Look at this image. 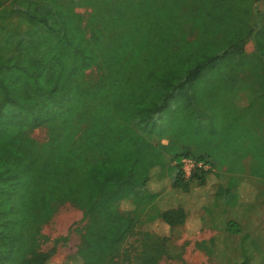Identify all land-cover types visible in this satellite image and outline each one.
<instances>
[{
  "label": "trees",
  "instance_id": "1",
  "mask_svg": "<svg viewBox=\"0 0 264 264\" xmlns=\"http://www.w3.org/2000/svg\"><path fill=\"white\" fill-rule=\"evenodd\" d=\"M256 1H0V264H48L41 230L66 202L83 211L90 239L110 234L114 246L122 223L136 229L129 264L183 260L182 246L141 229L158 218L177 228L188 218L181 206L155 207L148 185L156 167L204 183L228 166L234 174L213 205L238 214L217 228L230 242L228 220L254 226L255 211L240 215L229 198L242 160L264 191V12ZM43 125L46 138L32 136ZM185 157L212 169L187 178ZM124 201L133 208L122 209ZM246 235L254 237L246 232L241 258L227 255L228 264H249L241 255Z\"/></svg>",
  "mask_w": 264,
  "mask_h": 264
},
{
  "label": "rangeland",
  "instance_id": "2",
  "mask_svg": "<svg viewBox=\"0 0 264 264\" xmlns=\"http://www.w3.org/2000/svg\"><path fill=\"white\" fill-rule=\"evenodd\" d=\"M0 1L5 2V4H12V0ZM254 9L264 12V0H257L254 3ZM76 11L87 16L91 9L77 6ZM246 49L248 51L254 49V43L251 39L248 40ZM87 75L92 80L97 79L95 69L87 70ZM236 99L239 104L243 105L247 102L248 97L246 94H242ZM170 133H173L171 136L176 138L175 140L180 141L178 138L180 135L177 131H170ZM31 134L39 140H44L48 134V128L45 125L40 126L33 129ZM155 141L157 142V140ZM162 142L167 144L169 141L164 139ZM242 163L245 169L242 173H235L238 175L234 179L239 185L231 189L229 200L232 205H238L240 215H249L254 210L251 219L255 224L252 226L250 220L242 219L241 222L245 224L250 221V225L247 224L244 227L237 221L231 222V219H226L228 220L227 231L231 236L230 242H225L224 228H217L220 226L219 221H215V226H211L201 219L192 220L194 217L207 214L208 208L213 212L220 209L223 211L222 216L226 218L237 213L236 207L230 210L231 213L226 211L228 206L224 209L222 204L213 205L220 187L227 186L231 174H234L233 171L227 170L228 166L221 169L220 174L214 171L208 172L205 175L204 183L198 176L187 181L179 174L178 169L169 173L162 171L160 167H156L148 185V190L156 195L153 201L155 207L164 211L181 206L187 211L188 218L184 225L177 228H173L167 221L158 218L153 222H146L141 225V229L168 237L172 247L175 245L182 246V258L188 264H228L227 255L233 258L240 257V247L244 246L240 239L245 236L246 232H250L254 234V237H250L249 240V236L246 235V241L250 242L246 244V250L241 253L245 257L242 259L248 262L247 260L251 257L249 264H264V191H262V177L260 174L247 172L249 171L247 160H242ZM240 201L242 204H239ZM121 208L130 210L133 206L128 201H124L121 203ZM226 220L223 222L226 223ZM85 226L84 213L79 207L70 202L60 205L53 218L44 224L41 230L45 236L41 241V250L52 253L48 264H87V259L91 260V264H129L127 255L130 258L136 256L135 247L140 241L139 235H133L136 229L134 230L132 226L128 227L126 223H122V237L113 240L114 246L108 244V240L113 239L110 234L103 233L97 238H88L85 235ZM201 242H204V246L211 250V253L202 247ZM129 247L132 248L128 249ZM82 249L83 253H81ZM183 260L178 257L164 256L158 260L157 264H183ZM142 263L141 261L140 264ZM230 264L237 263L233 261Z\"/></svg>",
  "mask_w": 264,
  "mask_h": 264
},
{
  "label": "built area",
  "instance_id": "3",
  "mask_svg": "<svg viewBox=\"0 0 264 264\" xmlns=\"http://www.w3.org/2000/svg\"><path fill=\"white\" fill-rule=\"evenodd\" d=\"M182 169L185 177L189 178L197 169L210 170L212 167L204 161H197L193 158L185 157L182 159Z\"/></svg>",
  "mask_w": 264,
  "mask_h": 264
},
{
  "label": "crops",
  "instance_id": "4",
  "mask_svg": "<svg viewBox=\"0 0 264 264\" xmlns=\"http://www.w3.org/2000/svg\"><path fill=\"white\" fill-rule=\"evenodd\" d=\"M206 212H207V214L199 215L198 217H194L192 220L206 218V221H209L211 224H214L215 221H217V220L220 221L219 219H223L224 218V216H222V212H221L220 209L215 211L214 214L211 217L208 216V214H209L208 211H206Z\"/></svg>",
  "mask_w": 264,
  "mask_h": 264
}]
</instances>
